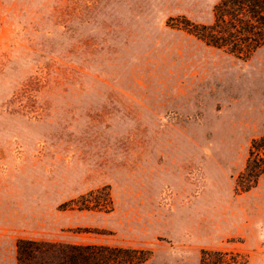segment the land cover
I'll return each mask as SVG.
<instances>
[{
    "label": "rangeland",
    "instance_id": "1",
    "mask_svg": "<svg viewBox=\"0 0 264 264\" xmlns=\"http://www.w3.org/2000/svg\"><path fill=\"white\" fill-rule=\"evenodd\" d=\"M218 1L0 0V264L17 240L264 264V46L193 36Z\"/></svg>",
    "mask_w": 264,
    "mask_h": 264
},
{
    "label": "trees",
    "instance_id": "2",
    "mask_svg": "<svg viewBox=\"0 0 264 264\" xmlns=\"http://www.w3.org/2000/svg\"><path fill=\"white\" fill-rule=\"evenodd\" d=\"M212 23L191 24L187 30L206 46L247 59L264 46V0H219L212 8ZM264 135V129H263ZM259 141L264 142V136ZM256 141L250 142L254 148ZM249 151L245 170L256 179L264 171V160ZM249 188H246V190ZM94 204H84V209ZM149 253L143 250L101 245H76L17 240L15 264H142ZM235 254L201 251L198 264H236Z\"/></svg>",
    "mask_w": 264,
    "mask_h": 264
},
{
    "label": "crops",
    "instance_id": "3",
    "mask_svg": "<svg viewBox=\"0 0 264 264\" xmlns=\"http://www.w3.org/2000/svg\"><path fill=\"white\" fill-rule=\"evenodd\" d=\"M143 3L147 6L149 5H155V0H143ZM160 19V18H158ZM264 177V172L261 175V178L263 179ZM260 183H262L263 185V181L258 182V184H256V189L252 192H248V195H250L251 199L248 202L247 208L252 209H256L259 210L260 212L264 213V192H262L261 197L263 198V201L261 202V199L259 198V187H260ZM263 216V215H262ZM14 260H15V256H14Z\"/></svg>",
    "mask_w": 264,
    "mask_h": 264
}]
</instances>
